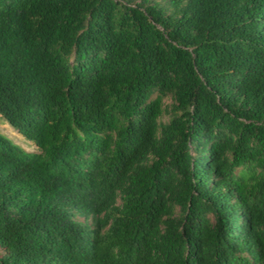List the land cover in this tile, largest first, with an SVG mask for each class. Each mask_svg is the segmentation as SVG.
<instances>
[{
	"label": "trees",
	"instance_id": "16d2710c",
	"mask_svg": "<svg viewBox=\"0 0 264 264\" xmlns=\"http://www.w3.org/2000/svg\"><path fill=\"white\" fill-rule=\"evenodd\" d=\"M0 116V264H264V0H0Z\"/></svg>",
	"mask_w": 264,
	"mask_h": 264
},
{
	"label": "rangeland",
	"instance_id": "374dc122",
	"mask_svg": "<svg viewBox=\"0 0 264 264\" xmlns=\"http://www.w3.org/2000/svg\"><path fill=\"white\" fill-rule=\"evenodd\" d=\"M166 102H168V100H166ZM0 133L10 138L14 143H16L25 150L35 149V146L29 140L25 139L19 132L13 129L1 116Z\"/></svg>",
	"mask_w": 264,
	"mask_h": 264
}]
</instances>
